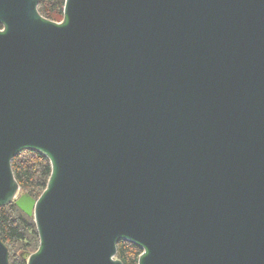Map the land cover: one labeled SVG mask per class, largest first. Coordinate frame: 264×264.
I'll return each mask as SVG.
<instances>
[{"label":"water","instance_id":"95a60500","mask_svg":"<svg viewBox=\"0 0 264 264\" xmlns=\"http://www.w3.org/2000/svg\"><path fill=\"white\" fill-rule=\"evenodd\" d=\"M0 0V205L26 264H264V0ZM51 165L37 197L11 168ZM0 264L9 251L0 239Z\"/></svg>","mask_w":264,"mask_h":264},{"label":"trees","instance_id":"16d2710c","mask_svg":"<svg viewBox=\"0 0 264 264\" xmlns=\"http://www.w3.org/2000/svg\"><path fill=\"white\" fill-rule=\"evenodd\" d=\"M65 0H38V12L47 19H53L55 13H62ZM3 24L0 23V28ZM23 149L11 159L14 177L23 193L37 198L46 188L51 175L49 159L34 149ZM0 239L6 245L24 244L17 255L9 256V264H26V256L35 252L40 244L33 216L21 211L14 201L0 205ZM8 248V247H7ZM143 248L127 239L116 242V258L122 264H138Z\"/></svg>","mask_w":264,"mask_h":264},{"label":"rangeland","instance_id":"374dc122","mask_svg":"<svg viewBox=\"0 0 264 264\" xmlns=\"http://www.w3.org/2000/svg\"><path fill=\"white\" fill-rule=\"evenodd\" d=\"M63 18H64V13H63V9H62V13H55L53 19H51V20L54 21V22H60V21L63 20ZM25 150H28V149H23L22 154H24V155L26 154ZM21 193H23V191L21 189L18 190V192L16 193L15 198H17ZM23 245L24 244H21V243L7 245L8 251H9V256L11 257V256H14V255H17V252L20 249L23 248Z\"/></svg>","mask_w":264,"mask_h":264}]
</instances>
